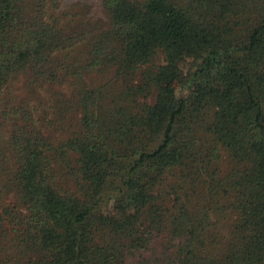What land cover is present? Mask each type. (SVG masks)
<instances>
[{
  "label": "trees",
  "instance_id": "16d2710c",
  "mask_svg": "<svg viewBox=\"0 0 264 264\" xmlns=\"http://www.w3.org/2000/svg\"><path fill=\"white\" fill-rule=\"evenodd\" d=\"M98 2L0 0V264H264V0Z\"/></svg>",
  "mask_w": 264,
  "mask_h": 264
},
{
  "label": "rangeland",
  "instance_id": "374dc122",
  "mask_svg": "<svg viewBox=\"0 0 264 264\" xmlns=\"http://www.w3.org/2000/svg\"><path fill=\"white\" fill-rule=\"evenodd\" d=\"M81 1H82L83 5L85 6V10L89 13L90 17H92L93 19L101 17V8H100L98 0H81ZM79 7L81 8V6H79ZM248 14H250V12H248L245 16H247ZM105 77H107V75L102 76V79H104ZM174 87H175V84L173 85V88ZM12 92L16 96L20 93H22L26 96H29V93L24 88V85H23V82L21 79L14 83V85L12 87ZM2 130L4 131L5 128L2 127ZM52 136L54 139L51 138V140L55 143L57 140H59L61 138L55 134H53ZM221 165H223V164L221 163Z\"/></svg>",
  "mask_w": 264,
  "mask_h": 264
}]
</instances>
